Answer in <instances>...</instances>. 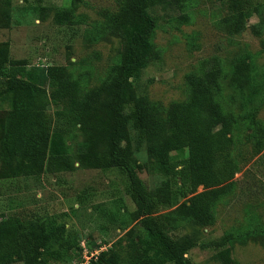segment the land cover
Masks as SVG:
<instances>
[{"label":"trees","instance_id":"1","mask_svg":"<svg viewBox=\"0 0 264 264\" xmlns=\"http://www.w3.org/2000/svg\"><path fill=\"white\" fill-rule=\"evenodd\" d=\"M189 1L119 0L118 11L107 15V23L122 35L123 51L119 63L95 88L87 89L85 76L74 75L66 67L30 70L25 61L12 59L8 48L0 50V99L9 100L11 106L0 142L9 178L75 171L70 143L79 131L87 137L77 154L80 167L117 168L125 176L126 193L136 205L135 224L92 264H193L187 254L197 243L182 231L188 224L212 226L218 204L235 190L239 164L234 136L239 117L226 111L220 99L227 78L220 58L204 61L187 76L189 94L183 102L165 107L138 95L141 71L162 58L163 51L153 40L157 9L172 6L184 11ZM220 1L227 8L220 25L233 35L243 33L252 16L263 15L264 0ZM254 28L259 35L263 24ZM230 77L244 105L260 103L264 78L255 83L250 54L234 60ZM257 112L258 107L246 120L261 152L264 126L255 120ZM130 126L137 132V148L146 144L166 177L154 191L141 178L144 166L134 153ZM104 135L106 147L101 141ZM180 153L185 157L176 160L175 154ZM181 197L184 201L174 210L160 212ZM254 233L251 228L232 230L219 247ZM65 235L64 226L50 227L42 217L8 215L0 219V264H53L51 243L58 241L79 260L83 238ZM220 254L231 264L224 258L226 252Z\"/></svg>","mask_w":264,"mask_h":264},{"label":"rangeland","instance_id":"2","mask_svg":"<svg viewBox=\"0 0 264 264\" xmlns=\"http://www.w3.org/2000/svg\"><path fill=\"white\" fill-rule=\"evenodd\" d=\"M118 3L119 0H0V50L8 48L10 57L25 61L30 70L66 67L74 75L85 76L83 84L87 89L98 87L119 63L123 51L122 35L107 23V15L118 11ZM157 10L158 28L153 40L162 49V58L141 71L138 95L165 107L183 102L189 94L187 76L197 72L204 61L220 58L227 71L220 99L226 111L239 117L234 136V157L239 164L235 190L218 204L212 226L188 224L182 231L183 236L197 243L187 257L193 264H226L220 254L224 251L228 256L224 258L231 264H264V149L257 152L246 120L247 114L258 107L255 120L264 126V95L260 103L257 101L259 106L255 100L244 105L245 99L230 77L234 60L250 54L254 81L263 80L264 11L262 17L248 20L243 33L233 35L220 25L227 13L220 0H190L184 11L172 6ZM181 16L184 19L180 20ZM257 24H263L259 35L254 28ZM10 108L9 100L0 99V142L1 127ZM129 132L136 158L144 166L141 178L154 191L166 177L156 167L146 144L137 148V132L131 126ZM86 139L79 131L70 143L75 171L18 179L9 178L5 171L8 167L0 144V219L12 214L42 217L50 227L64 226L65 237L81 236L96 250L101 246L108 250L124 236L135 224L132 214L136 210L126 193L125 176L117 168L104 171L80 167L77 154L85 147ZM101 141L106 147L108 136H102ZM185 155L175 154V159ZM183 201L181 197L179 203L161 208L160 212L172 211ZM244 228L255 229V233L219 247L226 233ZM60 242L51 243L56 258L53 264H75L76 253L59 247Z\"/></svg>","mask_w":264,"mask_h":264},{"label":"built area","instance_id":"3","mask_svg":"<svg viewBox=\"0 0 264 264\" xmlns=\"http://www.w3.org/2000/svg\"><path fill=\"white\" fill-rule=\"evenodd\" d=\"M82 241H85L86 243L83 242L82 245H80L81 257L75 264H92L94 260H97L99 254L102 251L107 250L105 247L102 246L99 250L98 249L96 250L95 248L89 245L88 241L86 240H82Z\"/></svg>","mask_w":264,"mask_h":264}]
</instances>
